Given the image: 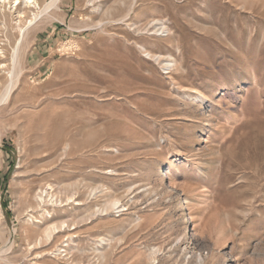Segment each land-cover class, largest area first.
<instances>
[{
  "label": "rangeland",
  "instance_id": "1",
  "mask_svg": "<svg viewBox=\"0 0 264 264\" xmlns=\"http://www.w3.org/2000/svg\"><path fill=\"white\" fill-rule=\"evenodd\" d=\"M14 1L0 264H264V0Z\"/></svg>",
  "mask_w": 264,
  "mask_h": 264
},
{
  "label": "bare ground",
  "instance_id": "2",
  "mask_svg": "<svg viewBox=\"0 0 264 264\" xmlns=\"http://www.w3.org/2000/svg\"><path fill=\"white\" fill-rule=\"evenodd\" d=\"M6 1V0H5ZM16 1V0H15ZM14 1V2H15ZM26 4H28L30 7H37L38 9H39V6H38V4H37V0H23ZM22 1V2H23ZM21 2V3H22ZM57 2H58V0H50V2H49V4H47V5H45L37 14H34V16H32V20L33 21H35V20H38V19H40L41 17H44V15H46L47 14V12L52 8V7H54L56 4H57ZM7 3V2H6ZM15 3H19V1L17 0V2H15ZM8 5V4H7ZM22 5V4H21ZM27 5V7H29ZM23 6H24V4H23ZM26 6V5H25ZM22 8V7H21ZM25 8V7H24ZM29 11H31V10H29ZM33 13V12H32ZM32 21V22H33ZM31 21H30V24L32 23ZM36 22V21H35ZM38 22V21H37ZM30 24H27V25H30ZM157 24V23H156ZM26 25V26H27ZM165 25V24H164ZM25 26V28H27ZM164 27V26H163ZM158 29V28H157ZM19 30V29H18ZM25 30H27V29H22V30H20V31H18L19 32V36H20V38H18L19 40H17L18 42L16 43L17 45H16V47H15V49H14V51H13V55H12V60H13V62H15V59L17 58V54H18V52H19V47L21 46V43H22V41H23V38H24V35H25ZM28 30H29V28H28ZM165 30V29H164ZM5 31V30H4ZM156 31V30H155ZM158 31H159V29H158ZM160 31H161V33L163 32V30L162 29H160ZM26 39V38H25ZM24 39V40H25ZM148 55V54H147ZM170 63V62H169ZM170 66V65H169ZM172 66H170V68H171ZM169 68V67H168ZM13 69V68H12ZM8 77V76H7ZM13 77V76H12ZM11 77V79H10V81L8 82V84H6L5 86V88L3 87V89H4V91H3V93H2V95H1V98H0V102H5V101H7L8 99H9V97H10V94H11V92H12V90H13V88H14V86H15V84H16V79H14V78H12ZM17 78V77H16ZM185 91H187L186 89H185ZM189 93V92H188ZM192 93V92H191ZM193 94V93H192ZM197 95H199V94H197ZM188 96V95H187ZM193 99V98H192ZM203 99V98H202ZM121 211V210H120ZM63 227V226H62Z\"/></svg>",
  "mask_w": 264,
  "mask_h": 264
},
{
  "label": "crops",
  "instance_id": "3",
  "mask_svg": "<svg viewBox=\"0 0 264 264\" xmlns=\"http://www.w3.org/2000/svg\"><path fill=\"white\" fill-rule=\"evenodd\" d=\"M4 201V200H3Z\"/></svg>",
  "mask_w": 264,
  "mask_h": 264
}]
</instances>
